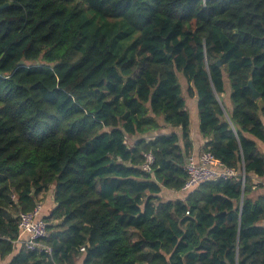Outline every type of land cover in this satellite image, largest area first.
<instances>
[{
    "label": "trees",
    "instance_id": "1",
    "mask_svg": "<svg viewBox=\"0 0 264 264\" xmlns=\"http://www.w3.org/2000/svg\"><path fill=\"white\" fill-rule=\"evenodd\" d=\"M7 4L0 264H264V0ZM187 99L203 150L246 179L164 200L194 154ZM48 194L51 251H29L18 216Z\"/></svg>",
    "mask_w": 264,
    "mask_h": 264
},
{
    "label": "built area",
    "instance_id": "2",
    "mask_svg": "<svg viewBox=\"0 0 264 264\" xmlns=\"http://www.w3.org/2000/svg\"><path fill=\"white\" fill-rule=\"evenodd\" d=\"M154 158L151 154L146 155L143 170L152 171ZM187 178L182 191L190 193L201 185L208 182L228 181L237 178L241 173L235 169L226 167L218 161L209 151L192 154L186 165ZM43 206L37 204L32 210L21 212L19 219V244L29 251L47 250L49 247L43 245L42 240L48 236V223L41 218ZM84 248H82V251Z\"/></svg>",
    "mask_w": 264,
    "mask_h": 264
},
{
    "label": "crops",
    "instance_id": "3",
    "mask_svg": "<svg viewBox=\"0 0 264 264\" xmlns=\"http://www.w3.org/2000/svg\"><path fill=\"white\" fill-rule=\"evenodd\" d=\"M187 107H188V110L190 113V119H191L190 136H191V139L193 141V146H194L193 153L199 154L202 151H204L203 149H204V146H205L207 140L202 136V134L200 132L199 110H198L196 100L187 99ZM172 132H176L178 134H181V130L179 128L178 129L166 128L162 131L163 134H168V133H172ZM258 144H259V147H260L262 153L264 154V143L258 142ZM254 178L258 184L264 186V178H258V177H254ZM161 197L164 200L185 199L187 197V193H185L183 191L175 192V191L163 189V191L161 193ZM43 199H44L42 202L43 212H44V215L47 216L50 214L51 210L56 205L53 201L52 195L49 196V194H48V196L43 197Z\"/></svg>",
    "mask_w": 264,
    "mask_h": 264
},
{
    "label": "water",
    "instance_id": "4",
    "mask_svg": "<svg viewBox=\"0 0 264 264\" xmlns=\"http://www.w3.org/2000/svg\"><path fill=\"white\" fill-rule=\"evenodd\" d=\"M7 7H9V4H7V5H0V11L6 9ZM169 56H170V55H169ZM218 63H219V65H221V64H220V61H218ZM24 65H25V62H24V61H21V62H20V66H24ZM248 87L251 89V91H252V93H253V98H254L255 100H258V99L260 98V94H259V92H258V91L255 89V87H254L253 78H250L249 83H248ZM238 178H239L240 180H242L243 182H245V179H246L245 168L242 169V172H241V174L238 176Z\"/></svg>",
    "mask_w": 264,
    "mask_h": 264
},
{
    "label": "rangeland",
    "instance_id": "5",
    "mask_svg": "<svg viewBox=\"0 0 264 264\" xmlns=\"http://www.w3.org/2000/svg\"><path fill=\"white\" fill-rule=\"evenodd\" d=\"M179 78H181V82H182V85H183V88H184L183 90H184V93H185L186 97H189L188 93H187V90H186V84H185L186 83V79H185V77L182 74H179ZM226 98H227V96H226ZM1 115H2V104L0 103V117H1Z\"/></svg>",
    "mask_w": 264,
    "mask_h": 264
}]
</instances>
